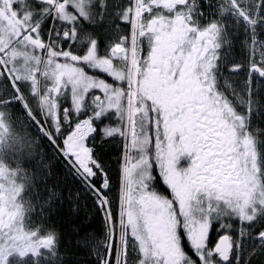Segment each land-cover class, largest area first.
<instances>
[{"label": "trees", "instance_id": "obj_1", "mask_svg": "<svg viewBox=\"0 0 264 264\" xmlns=\"http://www.w3.org/2000/svg\"><path fill=\"white\" fill-rule=\"evenodd\" d=\"M32 1L35 2L32 7L33 21V18L36 19L40 16L36 13H39L41 9L48 7V5L45 2ZM92 1L97 4V11H100V6L104 3H108L107 9L102 15V19L98 15L95 16V19L89 21L81 18L79 21L82 25H80V29H87L88 31L90 27H93L92 30L96 29L100 32L102 30L108 31L110 25L118 23L110 15L111 11H114L113 7L116 3L120 4L121 7H130L133 0ZM187 2L188 5L195 4L193 14L196 21L200 20V24H204L206 21L207 25L216 22L222 26L220 35L221 99L234 109L237 116L245 115L247 111L246 103L249 99L247 96L249 88L246 81L249 79L250 56L253 52L252 43L254 39L256 42V58L259 59L260 55L264 54V3L261 4V0H235L236 7L244 14L235 16L232 12L219 9V6L223 5L222 0H188ZM30 5L29 3L26 6L31 9ZM26 6H21V8L19 6V8L23 11ZM51 13L42 15V18L45 15L47 17H44L41 22L40 33L46 41L48 37L60 42L62 20L55 22ZM258 13L259 15H257ZM244 16L256 19L257 24L251 25L250 21L244 19ZM39 19H41V16ZM67 24L73 26L72 23L67 22ZM32 26L33 24L30 25V28ZM25 33L27 31L23 34ZM19 42V40L15 41L14 46ZM1 46L0 51L5 50ZM36 53L42 55L39 50H36ZM6 59L8 58L5 57ZM234 64L243 66L232 71L230 66ZM8 66L16 80L18 79L17 75L24 74V71L16 69L15 63L14 65L8 63ZM18 81L21 91L28 96L27 104L33 115L37 119H41L42 110L37 102L38 97L35 88L34 94L31 96L27 93L31 91L28 82L25 81L22 84L20 80ZM251 81L255 104H252L253 111L249 126L233 127L231 119L224 118L221 121V126L219 122H211L209 142L207 143L215 146L226 141L229 145H232L229 151H233L239 142L248 141L252 143L250 149L252 156L249 160V167L252 166V162L258 156H264V77L260 76L259 73H252ZM3 85H6L5 95L3 96L10 97L13 94L11 84L7 80ZM45 110L47 112L46 119L49 121V128L53 136L60 132L61 127H64L62 131H66L79 121V116L71 113L70 122L64 124L61 117L51 115L53 110L51 112L47 108ZM0 112L6 113L3 119L4 126L5 121L7 122V130L1 133L5 136L0 144V168L6 176H12V179H14L12 180V189L17 194V200L25 207V216L30 228L37 233L43 231L47 233V237L54 238L51 246L44 251L49 252L48 254L43 253L33 258L17 257L13 259L12 264H100L101 258L111 255L102 244L105 239L106 220L101 208L96 204L90 193L86 191L87 189L73 178L71 170L62 156L49 140L38 133L35 124L27 117L25 110L19 103L14 105L13 109L10 106H0ZM244 123L247 125L246 115ZM53 129L56 131L54 132ZM257 136H259L258 141ZM61 138L62 135L57 134L56 140L60 145ZM95 138H97L98 145L94 149ZM194 139V136L188 134L187 129L182 130L173 137L163 138L162 143L166 148L162 149L160 163L163 164L164 180L172 186L171 189H168L162 179L160 183L154 182L156 175L154 169L152 177L143 182L144 175L140 167L137 166L140 155L138 153L129 154L131 157L128 176L126 177L127 196L124 209V220L128 226V231L134 232L133 228L130 227L129 229L128 223L131 210L135 212L139 223L140 221L145 222V215L147 214L151 218L149 226L153 230L156 228V222L153 220L154 216L161 214V223L167 229L171 248L176 249L182 245L186 253L185 264H219L216 261L219 255L213 249L220 231L225 229L227 232H231L236 237L235 239H242L244 243L240 246V249L243 250L242 264H264V241L262 242L257 235L259 232L264 231V214L258 215L252 222H244L238 214L230 212L225 207L224 199L221 200V217L211 216L212 223L206 247L196 248L189 240L187 231L183 226L200 222L209 216V214H203L200 210V207L204 205L195 204L196 198H191V195L190 198L186 196L193 185L194 178H198L200 182L203 179L205 180L207 176L203 175V172L207 173L211 169L214 175H208V179L204 182L206 185L209 181H215L217 176L223 175L220 169L214 168L212 165H208L207 168L202 167L203 161L200 159L202 148L200 147V154H196L199 150L194 146L196 144ZM87 143L93 148L94 157L102 166V171L97 170L93 184L108 196L113 213L112 218L116 221L115 230L119 234L122 192L125 182V155L127 153L125 154L122 142L117 137L107 138V136L98 133L96 137L94 135L90 136ZM205 153L211 155L209 150ZM217 156L218 153L216 154L218 160ZM204 158L207 159L208 157L205 156ZM193 160L199 163V171L195 169V164L192 168L190 167ZM173 162L176 163V175L171 176V172L174 170ZM104 173H107L109 184L107 188L102 187L105 179ZM239 179L242 181L235 183V177L228 171L227 175L223 176V183L235 188V194L240 198V202H243L244 199H251L253 206L258 209L264 206V198H259L257 188L254 189L253 187L247 194L241 192V185L248 181L246 177ZM262 180H264V177L258 176L260 188L264 189ZM244 187L247 186L244 185ZM173 191L178 195V199L175 201L172 196ZM153 193L166 198L167 203L153 199ZM250 211L251 209H249ZM177 225L181 226V244L176 233ZM189 234L191 235V233ZM133 237L136 247L132 244L128 246L129 264H137L142 253V241L136 236ZM155 240L156 238L153 239V241ZM153 241L150 244L155 249ZM253 251L255 252L251 254ZM259 253L263 254L259 255ZM174 256L176 258L173 259L178 260V255L175 254ZM149 257H151V253H149ZM140 264H143V261ZM149 264H151V259H149ZM160 264H165V262Z\"/></svg>", "mask_w": 264, "mask_h": 264}, {"label": "flooded vegetation", "instance_id": "obj_2", "mask_svg": "<svg viewBox=\"0 0 264 264\" xmlns=\"http://www.w3.org/2000/svg\"><path fill=\"white\" fill-rule=\"evenodd\" d=\"M72 0H64L66 4ZM151 4V10L136 9L139 15H130L128 20H124V14L130 7L114 5L112 15L118 23L110 25V30L87 31L81 30L79 24L76 31L80 33L76 36V42L63 37L65 30L72 32V27L66 21H62V38L60 44L64 48L71 46L72 53L76 57L84 54L89 46L85 37L99 40L97 46L98 55L111 59L115 70L123 76V82H117L106 72L91 66L88 63L76 64L72 60L58 59V63L70 65L74 68L83 69L94 82L105 83V87L110 89L109 97L98 89H92L86 94L82 101V108H76L77 97L84 96L83 88L69 82L68 76H61V83L57 84L56 78L53 83L49 79L44 82L42 102L50 105L53 113L60 117L68 116L71 113L79 116V121H87L91 127L90 117L96 112L97 104L109 103L111 111L105 112L101 117L95 118L93 124L98 133L107 138L117 137L122 142L125 152V162L130 163L131 153H138L142 162L147 156L150 161H154L156 166L155 181L161 182V169L159 167L163 145V138L173 137L182 130L187 129L188 134L195 137L194 142L198 153L204 154L209 150V129L211 122H219L223 117L219 114V109L213 106L212 98L219 97L221 101V47L218 50L219 59H215V53L209 51L208 43L201 32L208 26L206 21L200 24V20L194 18L191 22H186L177 13L183 12L184 8L163 7L162 2L147 1ZM122 4H124L122 2ZM108 3L102 4L103 15ZM71 10L72 7L70 8ZM78 16L76 10H73ZM81 20L78 19L77 22ZM81 25V26H80ZM74 42V43H72ZM221 44V37H220ZM9 49L1 51L5 58ZM7 61L9 59H6ZM10 65H14L10 61ZM214 65V66H213ZM12 67V66H11ZM4 68L0 66V75L4 73ZM59 75V73H58ZM26 73L17 75L22 84L28 82L31 96L34 94L36 86V75L34 69L26 77ZM7 77L0 79V91L5 95ZM2 84V85H1ZM21 90V89H20ZM14 96V93L11 95ZM10 96V97H11ZM26 102L28 96L24 93ZM28 103V102H27ZM0 106H3L0 104ZM156 106V110L152 108ZM63 120L64 118L61 117ZM0 120V132L2 129ZM111 126L121 130L119 134L106 135L102 129ZM87 129V128H86ZM221 130V129H220ZM92 135V136H93ZM1 143V134H0ZM202 144V146H200ZM98 145L95 138L94 149ZM138 145H144L139 147ZM195 164V169L199 171L198 162L192 161L191 168ZM174 170L171 176L176 175V163H172ZM144 175L145 182L149 177L145 175L148 171L147 165L139 166ZM209 172V171H208ZM207 172V173H208ZM205 180L208 175L203 172ZM12 176H6L0 168V247L5 244L11 246L14 238L16 248L9 247L11 256L9 264L14 258H33L40 256L50 245L40 243L46 236L41 231L37 233L31 229L26 218L24 205L17 200V194L12 189ZM202 180V179H201ZM205 180L201 182L194 178L193 185L186 196L197 200L207 198L208 189ZM12 191H11V190ZM201 197V199H200ZM45 235V236H44ZM31 245V247L29 246ZM20 251L24 256H20ZM12 257V258H11ZM11 258V259H10Z\"/></svg>", "mask_w": 264, "mask_h": 264}, {"label": "snow or ice", "instance_id": "obj_3", "mask_svg": "<svg viewBox=\"0 0 264 264\" xmlns=\"http://www.w3.org/2000/svg\"><path fill=\"white\" fill-rule=\"evenodd\" d=\"M44 2L48 5L42 9L41 12L36 13V15H43L49 12L54 13V17H58L62 21H66L73 24V31L69 32L65 30L63 32V37L70 41H75V37L78 35L77 31L75 30L74 21L83 17L85 20H90V12L85 7L88 0H73L71 4H66L64 0H44ZM264 3V0H261V4ZM70 6H74L76 11H78L79 15L77 16L74 11H70ZM169 8H184L186 9L183 12L177 13L178 16L182 17L186 22H191L193 19V11L195 4L188 5L187 0H181L179 4L176 5H169ZM145 8L147 10H151L150 5H144L142 0H134L133 6L126 10L124 14V20L127 21L130 15H139L137 11L134 9ZM259 15V13L257 14ZM102 19V17H101ZM251 23V25H256L257 20L252 19L251 17H246ZM41 20L38 19L33 23V26L30 31H27V34L18 33L17 39L20 41L21 44L24 45L25 48H31L33 50H39L42 54L45 50L48 52V63L53 64L56 63V67L54 69H50L51 74L56 78L57 84L61 83V76H68L69 82L73 83L74 85L83 88L84 96L77 97L76 99V108H82V101L86 97V94L91 91L92 89H98V92H103L105 96L109 97V101L111 100V96L109 95L110 89L105 87V83L101 82H94L93 78L88 76L83 69L74 68L70 65L60 64L57 62L58 59L62 58L63 60H72L76 64L80 63H88L91 66L98 68L99 70L106 72L108 75L113 77L117 82H123V76L118 73L113 64L111 59L108 57L98 55L97 46L99 44V40L90 39L89 37H85V39L89 42V46L87 50L84 52L82 56L79 58L72 53L71 46L67 49L64 48L59 41L55 42V47H53L54 42L51 40H44L40 33L41 27ZM222 31V26L216 22H212L209 24L202 32L201 35L205 36V41L208 43L209 51L215 53V59H219L218 50L221 47L220 44V35ZM59 35V33H57ZM22 36V39H21ZM5 48L10 47L9 43H5ZM256 42L255 39L252 43L253 52L250 56V72H249V79L246 81L248 84L249 91L247 93L248 102L247 111L245 115L247 117V125H245V115L237 116L233 108H231L227 102L221 101L219 97L212 98V104L216 108L219 109V114L224 119H231V123L233 127H245L249 126V120L251 117V113L253 111L252 104H255V98L253 97L252 93V81L251 75L252 73H259L260 76L264 77V54L260 55L259 59L256 58L255 52ZM58 49V50H57ZM5 55L9 57L8 61L4 60L3 56H0V66L5 68V71L2 75H0V79L4 77L8 78L9 83L11 84V91L14 93V96L11 97H4L2 91H0V104L5 106H10L13 109V106L19 103L23 106L29 116H32L33 113L30 112L29 108L26 107V101L22 99L24 93L20 90L19 81L14 79V77L8 71V62L15 63L17 59H22L23 64L22 67L28 69L31 66V62L35 61L37 64L41 62V55H35L32 51H23L12 49L11 52H6ZM214 66V65H213ZM243 65L241 64H234L230 66V70L235 71L241 68ZM38 71V69H37ZM59 73V75H58ZM45 74L47 75L48 72L46 71ZM112 106L109 103L107 106L104 104H97L96 105V112L93 114L89 119L91 121V127L89 129V135L87 137V141L89 137L92 136L96 131V127L93 124V120L95 118L101 117L105 112L111 111ZM153 111L156 110V106L152 108ZM6 116V113L0 112V120H3ZM70 120V119H69ZM239 122V123H237ZM5 121V130H7ZM63 124V123H62ZM64 127H61L60 132L57 134H61L63 137V143L59 146L60 151L65 155L66 153L63 151L65 147V140L68 137V134L72 132L73 128L69 127L66 131H62ZM55 132L56 130L53 129ZM102 131L106 135L112 134H119L121 130L119 128H113L111 126L105 127ZM259 131V130H258ZM57 134L52 137L53 139L57 138ZM259 140V136H257V141ZM139 147H144V145H138ZM211 155L208 153L202 154L200 159L203 161V168H207L208 165H212L214 168H218L221 170L223 175L217 176L213 183L215 184L216 188L220 191V194L224 198L225 207L232 213L238 214L240 219L244 222H252L254 221L258 215L264 214V206L259 207L253 206L251 199H244L243 202H240V198L235 194V188L233 186L227 185L223 183V176L227 175L228 171H232L234 174H238L236 178L246 177L249 185H254L256 183V177L261 176L264 177V156H258L253 162L252 166L249 167V160L252 156L250 149L252 148V143L248 141L239 142L237 147L233 151H229V148L232 145H229L226 141L224 143L218 145H207ZM92 159L90 161V167L93 170H89V166L85 165L82 168L83 173L87 177H94L97 175V170L102 171V166L100 162L94 157L93 148L89 149ZM219 154V159H216V154ZM70 155V153H68ZM207 156L208 158L205 159L204 157ZM231 157V158H230ZM147 165L148 171L145 175L149 178L152 177L153 167L156 166L154 161H150L147 156L143 157L142 162H138L137 166ZM161 169L160 177L164 180V171H163V164L159 165ZM259 168V172L257 171ZM127 169H125V174L127 175ZM206 175H214L211 169ZM104 181H103V188H107L109 186L107 182V173H104ZM165 185H167L168 189H171L172 186L168 184L166 180H164ZM262 187H264V180H262ZM97 193H99V189H97ZM101 195V206L107 207L108 216L107 218L111 220L112 225V233L110 236L109 241L106 244L108 248V252L111 254L110 256H106L105 259L102 261V264H129L128 260V245L127 241H121V237L116 233L115 230V223L116 221L112 218L113 213L111 206L108 203L107 197ZM153 199L160 200L162 202H166V198L161 197L157 193L152 194ZM173 200L178 199V195L175 191L172 192ZM249 209L251 211L249 212ZM221 209L217 206L215 213L219 212ZM211 213V209H209ZM215 213H211L208 217L204 220L196 223H189L185 224L183 228L187 231L188 238L196 248H204L207 245L208 234L211 228L212 218L211 215ZM180 228L181 226H176V233L180 238L181 244V236H180ZM191 233V235L189 234ZM261 240H264V231H261L257 234ZM13 243L11 246L5 244L3 247H0V264H9V257L11 256V252L9 251V247L16 248V241L14 238ZM54 241L53 237H45L40 243L45 245H50ZM117 244L119 247L117 248ZM31 247V245H29ZM232 242L229 235L225 234L223 238L217 242L213 251L219 256H221L224 260H228L231 249H232ZM149 253H151V257H149ZM166 255V250L164 249L163 245L158 246V249H154L150 242L145 241L142 244V253L141 258L138 260L137 264H140L143 261V264H149V259H151V264H160V257ZM178 260H169L166 261L165 264H185V256L186 253L184 252L182 245L177 250ZM20 256H24V252L20 251Z\"/></svg>", "mask_w": 264, "mask_h": 264}, {"label": "rangeland", "instance_id": "obj_4", "mask_svg": "<svg viewBox=\"0 0 264 264\" xmlns=\"http://www.w3.org/2000/svg\"><path fill=\"white\" fill-rule=\"evenodd\" d=\"M35 1L44 2V0H35ZM147 1L162 2L163 7H167V8H169L168 7L169 5L174 6V5L179 4L181 2V0H147ZM72 2H73V0L68 2V4H71ZM222 2H223V5L219 6L220 10L222 9L223 11L232 12L235 16L244 15L236 7L235 0H222ZM29 3L31 4L30 5L31 9L28 8V6H26ZM146 3L147 2H143L144 5H147ZM34 4H35V2H33L32 0H0V46L2 45L1 46L2 48L7 49L4 47L5 43L13 44L15 41H17L18 40L17 39L18 33H24L25 31L31 30L30 25L33 24L35 21H37L39 19V17L41 16L40 15V16L36 17V19L33 18V21H32V14H33L32 7L34 6ZM24 5L26 6V8H25V10L21 11L20 8H21V6H24ZM149 5L152 6L151 4H149ZM19 6H20V8H19ZM96 6H97L96 2L92 1V0H88L87 4L85 5V7L88 9V11L91 14L90 20L95 19L96 15L100 16V18L103 15L102 6H100V11L96 10ZM71 7L73 10H76L74 8V6H70V8ZM144 9L145 8H140V9H136V10H138L140 12L141 10H144ZM73 10L70 9V11H73ZM41 11H42V9L40 10V12ZM223 11H221V12H223ZM76 12L79 15L78 11H76ZM51 14H52V19L55 22L57 20H60L58 17L54 18V16H53L54 13H51ZM44 17H47V16L45 15ZM44 17L42 18V16H41L40 20L42 21L44 19ZM81 18L83 20H85L83 17H81ZM244 19L246 21H249L248 19H246V16H244ZM87 21H89V20H87ZM79 24H80V22H77V20L74 21L75 29H77V26H79ZM71 27L73 29V26H71ZM77 33H78V35L80 34L78 32V30H77ZM25 34H27V33H25ZM60 37L62 38V30L60 31ZM21 38H22V36H21ZM46 39H47V41L51 40L52 42H54L53 47H55V42L59 41V40H52L51 38L49 39L48 37ZM75 39H76V37H75ZM76 40L74 42H76ZM74 42H72V43H74ZM14 45L15 44L10 45V47H8V49L9 50L17 49V50H23V51H32L33 54L39 55V53H36V50H33L31 48H25L24 45L21 44L20 42L16 46H14ZM0 56H2L1 53H0ZM7 58L9 59V57H7ZM48 59H49L48 52L45 50L44 53H42V55H41V62L39 64H37L35 61H32L31 66L28 69L22 67V64H23L22 59H17L15 61V64H16V69L18 71L19 70L24 71V73H26L27 76L34 69V73L36 75L35 77H36L37 88H35V92L37 93V97H38L37 102L39 103V108L41 110H43L41 113V116L42 115L44 116L46 122L49 125V121L46 119L47 112L45 109L47 108V110L50 112L52 111V109H51L50 105H47L45 103L43 104V102H42L43 89H44V82L46 81V79H49L51 83H53L55 81V77L51 74L50 69H54L56 67V63L49 64ZM4 60H5V58H4ZM5 61H7V60H5ZM57 62H58V60H57ZM7 67H8L9 73L11 74V71H10V68L8 65H7ZM37 69H38V71H37ZM4 70H5V68H4ZM46 71L48 72L47 75L45 74ZM40 98H41V100H40ZM22 99L25 100L24 97H22ZM26 105H27V103H26ZM22 108H23V106H22ZM25 112H26V110H25ZM26 114H27V112H26ZM67 116L68 115L65 114V116L61 115L60 117L65 119ZM27 117H28V114H27ZM83 124L85 125V127L87 129H90L87 121H84ZM1 126H2V129H1L0 134L3 131H5L4 124L1 123ZM84 132H85V130L80 131L79 134L84 133ZM83 135L84 134H81V135L77 134L74 136L71 134V139L70 138L67 139V143L65 144V147L63 148V151L66 153L65 154L66 156H70V155H68V153H69V151L72 150L71 154L74 156V158H72V162L74 163L77 160L82 165V167L85 165L89 166V164H90L89 163V161H90L89 157L91 158V155L89 156L90 146L87 145V147L85 148V145L83 143L84 141L82 140V139H84ZM4 136H5V134L1 135V141H2ZM75 137H78L77 141H79L80 144L79 143L77 144L75 142L76 140L75 141L72 140V139H75ZM69 140H72L73 143H69L70 142ZM74 144H76L75 148H74ZM0 147H1V145H0ZM81 147H82L81 150H83V148H85V149L80 152V154H82L80 156V154L77 152V149H80ZM263 155H264V153H263ZM217 158L219 159V154H218ZM89 170L91 171L90 167H89ZM257 171L259 172V168H257ZM230 172L233 174V177H235V180H234L235 183L242 181V180L236 178V176L238 174H234L232 171H230ZM197 173H199V172H197ZM206 185H207V188L209 191L207 194L208 195L207 200H205V201L197 200L195 202V204L200 205V206L204 205V206L200 207V210H202L203 214H209L210 215L211 213H215L217 206L221 209V207H220L221 206V200H223L224 198L220 194V191L216 188L213 181L207 182ZM244 185H246L247 187H244ZM253 187H254V189L257 188V193H259V198L261 197V199H263L264 198V189L260 188L258 176L256 177V183L254 185H249L248 182L247 183L245 182L244 184L241 185L240 190L242 193L244 192V194H247L253 189ZM124 194H125V182L123 185V195H122L123 198H124ZM209 209H211V213L209 212ZM122 212H123V208H122ZM214 215L221 217V210L219 212L215 213ZM107 216L108 215L106 213L105 217L107 218ZM211 216H213V215H211ZM154 217L155 218L153 220L156 222L155 223L156 228L153 230L149 226V222H150L151 218L149 216H147V214L145 215V222L143 223V221H140V223H141L140 224L135 212L133 210H131L130 214H129L128 223H129V229H130V227L133 228L134 232L128 231L127 224L125 222H123L121 219L120 220V231H119L118 235L121 237V241H124V240L127 241L128 246L130 244H132L135 247H136V244H135L136 242L134 241L133 236L138 237L139 240L142 241V243H144L145 241L151 242V241H153L154 238H156V240L153 241L155 249H158V246L163 245L164 249L166 250V255L160 257V263L161 262L164 263L166 261H169L170 259L174 260L176 258L174 255L177 254L178 247L176 249L171 248L170 238H168L169 235L166 232L167 229H166V227L164 228V225H162V223H161L162 215L159 214V215L154 216ZM106 226L108 228H110L111 232L109 234H107L108 236L106 239H104L102 244H103L104 248H106L108 250V248L106 247V244L109 241L111 233H112L111 220H109V219L106 220ZM225 234L229 235L231 242H232V245H233L232 249H231V253H230L228 260H222L221 258H219V256H217L216 261L219 264H242L243 250L240 249V246L242 244H244L242 239H235L236 237L233 236L231 232H227L225 229H223L222 231H220L219 236L217 237V241L220 238L224 237ZM46 236H47V233H46ZM263 241L264 240H262V242ZM254 249H255V247H254ZM254 252L255 251L251 252V254H253ZM44 253L48 254L49 252L46 251ZM261 254H263V253H259V255H261ZM102 259H101V262H102ZM205 264H208V263H205Z\"/></svg>", "mask_w": 264, "mask_h": 264}, {"label": "built area", "instance_id": "obj_5", "mask_svg": "<svg viewBox=\"0 0 264 264\" xmlns=\"http://www.w3.org/2000/svg\"><path fill=\"white\" fill-rule=\"evenodd\" d=\"M44 134L47 136L50 142L54 145V147L59 151V153L63 156V158L65 159L67 165L69 166L71 170L72 175L75 176V173L78 175L79 179L82 180V185L91 193L92 196H95L96 194H98L97 188L93 186L92 181L83 173L82 165L77 160L73 163L72 159L69 156L64 155L58 148L53 138L47 133V131H44Z\"/></svg>", "mask_w": 264, "mask_h": 264}, {"label": "bare ground", "instance_id": "obj_6", "mask_svg": "<svg viewBox=\"0 0 264 264\" xmlns=\"http://www.w3.org/2000/svg\"><path fill=\"white\" fill-rule=\"evenodd\" d=\"M73 176V175H72ZM73 178L76 180V181H78V182H80L81 184H82V180H80L79 179V177H78V175L75 173V176H73ZM88 193H90L88 190H86ZM125 206V199H123L122 198V207H124ZM106 227V230H105V239L107 238V234H109L111 231H110V228H108L107 226H105ZM102 259V258H101ZM104 259V258H103ZM103 259H102V261H103ZM100 264H102V262L100 261Z\"/></svg>", "mask_w": 264, "mask_h": 264}, {"label": "water", "instance_id": "obj_7", "mask_svg": "<svg viewBox=\"0 0 264 264\" xmlns=\"http://www.w3.org/2000/svg\"><path fill=\"white\" fill-rule=\"evenodd\" d=\"M222 238H223V237H222ZM219 240H220V239H219ZM219 240H218V241H219ZM215 246H216V245H215ZM214 248H215V247H214ZM221 259L224 260L222 257H221Z\"/></svg>", "mask_w": 264, "mask_h": 264}]
</instances>
